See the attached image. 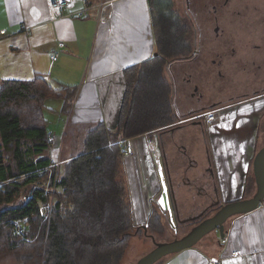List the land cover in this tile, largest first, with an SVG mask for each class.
Wrapping results in <instances>:
<instances>
[{"label": "crops", "instance_id": "obj_1", "mask_svg": "<svg viewBox=\"0 0 264 264\" xmlns=\"http://www.w3.org/2000/svg\"><path fill=\"white\" fill-rule=\"evenodd\" d=\"M0 29L6 31L0 37V82L41 77L52 89L75 91L67 111L62 100H48L46 104L53 102L50 108L45 105V112L54 117L48 129L61 159L67 133H88L99 124L117 130L127 94L125 71L158 53L148 0H73L60 18L51 11L49 0H0ZM52 55H58L54 63ZM165 78L174 91L178 77L171 76L168 64ZM205 101L199 102L188 87L178 89L172 93L174 115L189 116ZM194 123H175L152 135L127 139L133 154L124 155L122 163L137 227H148L151 206L160 196H155L152 185L158 171L148 149L150 139L162 155L164 151L171 176L179 177L182 190L173 196L162 174L158 179L169 206L174 203L178 208L179 219L195 215L190 210L197 205L214 201L222 207L255 194L253 162L264 147V98L224 109L211 126ZM61 159L57 161L62 163ZM183 167L189 168L186 176ZM168 216V224H175L174 217ZM224 233V238L218 232L206 236L162 264H208L210 259H220L221 264H264V203L228 220ZM150 238L172 239L168 230ZM234 251L240 254L232 256Z\"/></svg>", "mask_w": 264, "mask_h": 264}, {"label": "trees", "instance_id": "obj_2", "mask_svg": "<svg viewBox=\"0 0 264 264\" xmlns=\"http://www.w3.org/2000/svg\"><path fill=\"white\" fill-rule=\"evenodd\" d=\"M148 1L158 56L125 71L117 130L97 125L87 133L84 150L60 165L49 151L45 103L62 100L67 111L75 91L52 89L41 77L0 82V264H121L132 236L164 233L168 216L153 205L148 227L135 226L122 160L127 139L178 121L166 59L176 42L188 46L189 31L172 0ZM198 220L174 218L179 230Z\"/></svg>", "mask_w": 264, "mask_h": 264}, {"label": "flooded vegetation", "instance_id": "obj_3", "mask_svg": "<svg viewBox=\"0 0 264 264\" xmlns=\"http://www.w3.org/2000/svg\"><path fill=\"white\" fill-rule=\"evenodd\" d=\"M182 8L183 14L174 11L186 21L189 43L181 48L176 42L173 55L165 59L171 76L178 77L174 90L188 87L197 94L199 102L205 99L206 105L186 117L175 115L176 123L193 121L202 126L205 121L198 116L207 111L217 109L220 115L230 106L264 98V0H182ZM156 54L158 56L159 52ZM200 135L205 140L203 130ZM159 160L158 179L160 174L165 176L166 187L173 196L172 170L165 161L164 151ZM188 171L189 168L183 170L184 176ZM169 208L170 215L178 221L199 217L198 221L184 224L192 228L208 218L206 214L212 215L221 207L211 201L198 208L201 209L199 214L182 220L174 203Z\"/></svg>", "mask_w": 264, "mask_h": 264}, {"label": "water", "instance_id": "obj_4", "mask_svg": "<svg viewBox=\"0 0 264 264\" xmlns=\"http://www.w3.org/2000/svg\"><path fill=\"white\" fill-rule=\"evenodd\" d=\"M154 56L156 57L157 54L155 53ZM253 174L256 192L251 198L222 206L179 238L162 243L154 242V249L139 259L136 264H156L163 258L195 247L203 238L213 232H218L220 237L224 238V229L228 220L235 216L250 213L264 203V147L258 151L254 158ZM164 197L166 199V194Z\"/></svg>", "mask_w": 264, "mask_h": 264}, {"label": "rangeland", "instance_id": "obj_5", "mask_svg": "<svg viewBox=\"0 0 264 264\" xmlns=\"http://www.w3.org/2000/svg\"><path fill=\"white\" fill-rule=\"evenodd\" d=\"M172 1H173V8L175 10H177L179 13L183 14L182 13V9H183L182 8V0H172ZM154 9H155V12L157 13V10H156L155 7H154ZM169 69H170V66H169ZM169 73L171 74L170 71H169ZM174 91H175V93L178 92L177 89H175ZM174 91H173V94H174ZM51 103H53V102L50 101V102H48V104L45 103L46 108H50L51 107ZM44 117L48 121V127L50 126L49 125L50 123L54 124V120H53L54 117L53 116L49 115L47 112H44ZM49 120H51V121H49ZM65 140L66 141L64 143V151L62 152L64 159L66 157L69 158L70 155H72V156L78 155L84 150V146H85V143H86V140H87V132L86 131H83V132L81 131V133H76L74 135L67 133V135L65 136ZM59 155L60 154H58V156H57L58 160L61 159ZM58 162L61 163L60 161H58ZM163 179H164L163 180V184H165V186H166L167 183L165 181V178L163 177ZM171 181H172L173 186L175 188V190H174L175 191V195L176 194L178 195V193H180L179 190H182V187L179 185V177H176V176L172 177L171 176ZM152 185H154L153 189L155 191V193H154L155 196L156 195H160V193L162 192V187H161L160 180L158 181L156 176H154ZM203 203L205 204V202H203ZM153 206H156L157 209H159V211L161 212V209H160L159 205L155 201L153 202ZM199 207H201V206L197 205L196 208L193 207V209L190 210L191 214H193V213L194 214H199V212L201 210V209H198ZM47 211H48V213L51 212V208H48ZM48 213L46 214L47 217H49ZM180 217H182V214L180 215ZM190 229H191V227H185V228L183 227L180 230L178 229V231L175 232L174 229L171 228L170 224L166 223V225H165V230H168L170 232L171 237H172V239H170L169 241H172L174 238H179V237L185 235ZM209 235H214V232L209 234ZM163 240H164V238H156L155 239V241L157 243L163 242ZM154 247H155V244L152 242V240H150L149 237H146L145 235L132 236V238L129 241V246H128L125 254H124V257H123V260H122L121 264H136L139 259H141L146 254L150 253L154 249ZM6 264H13V263L10 262V261H7Z\"/></svg>", "mask_w": 264, "mask_h": 264}, {"label": "built area", "instance_id": "obj_6", "mask_svg": "<svg viewBox=\"0 0 264 264\" xmlns=\"http://www.w3.org/2000/svg\"><path fill=\"white\" fill-rule=\"evenodd\" d=\"M73 0H49V6L51 11L55 14H57V17L60 18L62 16V10L66 7H68ZM89 8H86L85 10L78 12V15H81L83 12H85L86 10H88ZM104 12H106V8L105 6L103 7ZM6 35V31L5 30H1L0 29V37ZM58 58V55H52L51 56V61L52 63L56 62ZM218 115H219V110H210L207 111L206 113H203L201 115H199L198 117H201L204 119L205 123L208 126H211L214 122H216V120L218 119ZM49 138V142H50V147H49V151L52 157V161L54 162L55 166L60 165V163L57 161V156H58V148L56 145V140L52 135L48 136ZM147 145H148V149L150 151L151 157L153 159L154 165L157 169L158 172H160V150L157 147L155 141L153 139H150L147 141ZM124 150H125V156H131L133 154V145L127 140L125 142L124 145ZM55 157V158H54ZM163 188H162V192H163ZM161 192V193H162ZM163 194V193H162ZM162 194H160L159 199L154 200L160 207L162 212H166L170 215V208H169V203L167 202V194H166V202L168 203V210L164 209V206L160 205L159 201H161L162 204ZM170 225L171 228L174 229V231H176V227L175 224L173 222L170 221ZM17 232L19 235H23V230L21 228L17 229ZM240 253L238 251H234L231 253L232 256H238ZM208 264H221L220 259H210L208 261Z\"/></svg>", "mask_w": 264, "mask_h": 264}, {"label": "bare ground", "instance_id": "obj_7", "mask_svg": "<svg viewBox=\"0 0 264 264\" xmlns=\"http://www.w3.org/2000/svg\"><path fill=\"white\" fill-rule=\"evenodd\" d=\"M162 193H163L162 196H161L162 204H161V201H159V203H160V205L164 206L165 210H168V203L166 202L165 197H164L165 191H163Z\"/></svg>", "mask_w": 264, "mask_h": 264}]
</instances>
